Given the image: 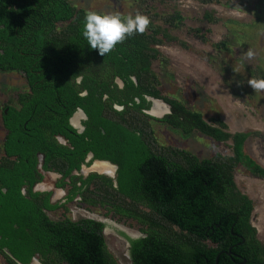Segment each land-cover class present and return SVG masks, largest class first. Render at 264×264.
<instances>
[{"label": "trees", "instance_id": "1", "mask_svg": "<svg viewBox=\"0 0 264 264\" xmlns=\"http://www.w3.org/2000/svg\"><path fill=\"white\" fill-rule=\"evenodd\" d=\"M88 12L72 0H0V71H24L32 83L38 78H51L53 82H46L38 94L57 95L66 104L78 101L74 82L77 75L92 80L82 87L94 93L102 92L101 85L104 92L110 88L111 83L99 78L121 76L128 94L144 101L145 93L167 102L172 114L164 121L184 136L197 131L217 141L233 142L232 156L217 153L211 158H201L184 148L158 145L152 117L138 108L135 117L128 116L131 111L127 110L116 120H99L96 128L86 134L89 139L66 133L76 150L81 144L92 149L97 158L118 165V185L110 178L95 175L93 179L105 184L94 191L113 206L119 219H134L146 232L131 240L134 263L215 264L219 256V264H264V242L257 238V229L250 222L254 201L238 188L234 175L241 166L253 177L264 179V165L245 151V143L254 132L231 133L221 118L213 116L206 121L201 112L161 93V81L152 63L166 58L156 45L177 43L190 48L168 28L135 33L101 56L98 50L89 48L82 35ZM214 14L206 12L204 19L218 21ZM165 16L168 25L181 26L184 22L179 11ZM191 30L203 41H210L202 28ZM64 116L59 119L45 115L52 133L40 148L49 151L50 159L56 152L72 161L76 151L59 148L52 138L66 130L60 127L63 122L69 127L68 116ZM6 168H0L1 174L7 170V177L0 174L7 187V192L0 188V248L8 247L14 258L7 255L8 262L0 264H26L37 253L43 264H118L108 250L104 223L91 219L52 220L43 211V206L53 207L49 197L41 198L32 191L34 178L27 197L21 191L24 180L12 179L11 166L7 164Z\"/></svg>", "mask_w": 264, "mask_h": 264}, {"label": "rangeland", "instance_id": "2", "mask_svg": "<svg viewBox=\"0 0 264 264\" xmlns=\"http://www.w3.org/2000/svg\"><path fill=\"white\" fill-rule=\"evenodd\" d=\"M226 1L229 0L212 3L201 0H72L89 12L119 14L125 18L137 13L146 15L150 19L148 32L156 27L168 28L172 35L186 42L190 48L177 43L156 45L167 59L160 58L152 63L161 81V93L201 112L206 121L213 116L221 118L231 133L254 132L245 143V151L264 165V90H254L248 83L264 78V0H230L228 4ZM176 11L184 18L181 26L165 24V15ZM211 11L218 21L204 19L205 13ZM193 28H202L210 41H203L191 30ZM220 42L223 45L219 46ZM26 90L23 73L0 72V100ZM161 109L157 110L165 113ZM130 111L128 116L138 115L137 110ZM162 120H150L158 145L184 148L201 158H211L217 153L234 154L232 141H217L197 131L184 136L179 129ZM3 134L0 126V142ZM234 175L238 188L254 201L250 222L257 229L259 240L264 242V179L253 177L241 166ZM94 195L86 192L84 204L89 207L90 216L103 221L109 252L118 264H131L129 243L146 232L134 219H119L111 204ZM74 204L69 202L68 209L61 207L49 214L54 219L78 220L81 214L73 212ZM6 262L8 258L0 255V263ZM34 264L43 263L39 260Z\"/></svg>", "mask_w": 264, "mask_h": 264}, {"label": "flooded vegetation", "instance_id": "3", "mask_svg": "<svg viewBox=\"0 0 264 264\" xmlns=\"http://www.w3.org/2000/svg\"><path fill=\"white\" fill-rule=\"evenodd\" d=\"M0 72L23 73L27 84L26 91L10 95L7 100H0V126L4 132L3 140L0 142V168L8 170L9 168H6V165L9 164L11 166L10 177L12 179L17 177L24 180L21 191L27 197H29V184L34 178L32 191L41 198L49 197V202L53 207L43 206V211L52 220L61 221L70 219L79 222L91 219L103 223L98 218L90 216V209L84 204L83 198L86 196V192H91L92 196H95L94 190L96 186L105 184L93 179L95 175L110 178L114 181L115 185H118L119 167L108 159L97 158L92 149L87 150L81 144H78L79 148L76 150V145L66 133L80 135L79 138L85 136L86 139H89L86 134L96 128V122H100L102 119L116 120L119 118L120 113L127 110H136L137 108L146 115L163 121L162 119H166L168 115L172 114L171 106L163 99L153 95L144 93L143 97L145 100L143 101L137 95L128 94L126 81L121 76H115L114 79L99 78L102 82L107 81L111 83L110 88H107L104 92V86L101 85L100 90L102 92L94 93L91 92L90 88L82 87L83 84L92 82V80L87 81L83 74L77 75L74 82L77 86L78 101L66 104L57 95L38 94L42 90L41 87L46 85V82H53L51 78H38L35 83H32L24 71L11 70ZM44 73L40 72L39 75ZM54 73L55 70L51 74ZM131 80L138 84L135 75H131ZM93 84H96L95 80H93ZM54 85H49V87ZM159 102L165 104V113L157 110L163 107L156 106ZM48 113L53 115L54 118L59 119L65 118L64 115L68 116L69 127L67 128L63 122L60 127L66 130L63 133L58 132L53 134L52 138L55 139L59 148L67 147L76 151L77 156L72 161L67 160L64 155L56 152L53 153L50 159L48 157L49 151L40 148L44 145L42 143L44 139L51 132L48 130V125L46 124L47 119L45 115ZM95 114L98 121L94 116ZM101 130L103 133L105 132L103 127H101ZM45 148H48V146L45 145ZM97 164H105L112 167L114 173L110 174L109 172L94 169ZM7 170L0 174L7 177ZM67 170L70 172L65 173ZM4 184V181L0 179L1 190L7 192V187ZM72 201L75 202L73 212L81 214L80 219L74 220L67 217L54 219L50 216V211L66 207V204ZM1 239L2 237L0 236V243ZM129 244L131 250L132 242L130 241ZM0 255L6 258L7 255H10L14 258L8 247L0 248ZM129 259L132 262L131 264H135L132 255ZM39 260L41 261L40 253H37L26 264H34Z\"/></svg>", "mask_w": 264, "mask_h": 264}, {"label": "clouds", "instance_id": "4", "mask_svg": "<svg viewBox=\"0 0 264 264\" xmlns=\"http://www.w3.org/2000/svg\"><path fill=\"white\" fill-rule=\"evenodd\" d=\"M149 24V17L140 13L125 18L119 14L90 11L85 15L82 35L89 48L104 56L128 37L145 32ZM248 83L254 90H264V78L252 79Z\"/></svg>", "mask_w": 264, "mask_h": 264}, {"label": "bare ground", "instance_id": "5", "mask_svg": "<svg viewBox=\"0 0 264 264\" xmlns=\"http://www.w3.org/2000/svg\"><path fill=\"white\" fill-rule=\"evenodd\" d=\"M156 106H158V107L163 106V107H160V108H162L163 110H165V104H162V103L159 102V103H157ZM79 114H81V113H79ZM94 169H97V170H100V171L109 172L110 174H113L114 173V169L112 167H109L108 165H105V164H97L94 167Z\"/></svg>", "mask_w": 264, "mask_h": 264}, {"label": "water", "instance_id": "6", "mask_svg": "<svg viewBox=\"0 0 264 264\" xmlns=\"http://www.w3.org/2000/svg\"><path fill=\"white\" fill-rule=\"evenodd\" d=\"M229 255H231V252H228ZM246 262V260H244V263ZM215 264H219V256L216 259V263Z\"/></svg>", "mask_w": 264, "mask_h": 264}]
</instances>
